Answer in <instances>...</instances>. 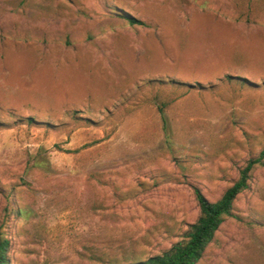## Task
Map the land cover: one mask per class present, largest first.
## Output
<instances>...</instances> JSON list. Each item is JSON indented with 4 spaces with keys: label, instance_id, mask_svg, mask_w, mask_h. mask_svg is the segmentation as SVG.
I'll return each mask as SVG.
<instances>
[{
    "label": "rangeland",
    "instance_id": "rangeland-1",
    "mask_svg": "<svg viewBox=\"0 0 264 264\" xmlns=\"http://www.w3.org/2000/svg\"><path fill=\"white\" fill-rule=\"evenodd\" d=\"M263 148L264 0H0L10 264L159 255ZM232 214L197 264H264L263 166Z\"/></svg>",
    "mask_w": 264,
    "mask_h": 264
},
{
    "label": "trees",
    "instance_id": "trees-1",
    "mask_svg": "<svg viewBox=\"0 0 264 264\" xmlns=\"http://www.w3.org/2000/svg\"><path fill=\"white\" fill-rule=\"evenodd\" d=\"M129 22L132 23V19ZM164 107L165 104L161 103L158 108L161 114ZM259 166L264 167V148L257 157L246 162L240 170L238 179L215 202L208 201L197 188H194L199 216L183 234L182 240L159 255L132 264H197L208 245L214 240L221 224L226 218L233 216V205L237 196L248 189L250 173ZM8 252L9 240L0 236V264H10Z\"/></svg>",
    "mask_w": 264,
    "mask_h": 264
}]
</instances>
